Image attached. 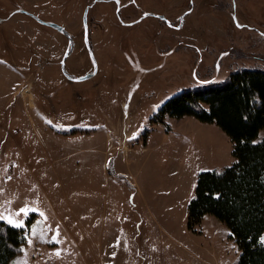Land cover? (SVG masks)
Instances as JSON below:
<instances>
[{
    "label": "rangeland",
    "instance_id": "374dc122",
    "mask_svg": "<svg viewBox=\"0 0 264 264\" xmlns=\"http://www.w3.org/2000/svg\"><path fill=\"white\" fill-rule=\"evenodd\" d=\"M93 1L0 0V61L12 69L0 66V214L23 227L0 222L16 229L32 222L10 264H236L238 248L222 223L205 215L195 232L187 228L198 175L234 162L228 136L214 123L159 122L157 114L186 88L242 68L264 71V0H135L137 8L121 10V24L112 2ZM86 7L96 73L78 81L90 70L82 43ZM18 9L72 38L66 66L75 82L63 81L56 61L68 47L64 35L13 14ZM14 82L22 86L7 97ZM36 112L73 135L51 134ZM108 127L119 144L106 151ZM107 156L109 174L137 179V197L123 178L114 176L124 188L107 181ZM110 191L135 204L121 223L122 254L120 232L104 226ZM21 209L27 214L16 215Z\"/></svg>",
    "mask_w": 264,
    "mask_h": 264
},
{
    "label": "trees",
    "instance_id": "16d2710c",
    "mask_svg": "<svg viewBox=\"0 0 264 264\" xmlns=\"http://www.w3.org/2000/svg\"><path fill=\"white\" fill-rule=\"evenodd\" d=\"M190 117L216 124L232 144L233 164L198 175L187 207V228L195 232L205 215L229 231L238 248L236 264H264V71L242 68L220 82L186 88L158 110L157 121ZM115 180L123 188V179ZM26 227L0 222V264H10L22 251Z\"/></svg>",
    "mask_w": 264,
    "mask_h": 264
},
{
    "label": "crops",
    "instance_id": "0c3cea01",
    "mask_svg": "<svg viewBox=\"0 0 264 264\" xmlns=\"http://www.w3.org/2000/svg\"><path fill=\"white\" fill-rule=\"evenodd\" d=\"M0 66H3L4 68H7V69L12 70L11 67L8 64H6L5 62H1L0 61ZM21 86L22 85H21L20 82H14L13 85H12V91L11 92L9 91L7 97L10 96V94H11V97H13L12 95L15 94V91L17 90V88L18 87H21ZM35 114L36 115H40V117H37V119L39 121H41V123L43 124V126L51 134H60L62 136H66L67 135L69 137L73 135L71 133L72 130L59 131L58 129H56L55 127H53L52 122H50V121L54 118V116H51L52 119H49L50 117H46V120H45L44 117L41 116L40 113L36 112ZM110 130L111 129L108 127V129L105 130V132H104L105 140L107 142L106 151H108L110 149H113V147L115 148V146H117L119 144L118 142H114V139L111 138V136H110ZM93 134L96 135L97 133H93ZM93 134L92 135H89L90 142H93V140H94ZM86 136L88 137V134ZM114 143H118V144L115 145ZM87 148L88 147H86L85 149H82V151H85V153H87V152H90V151L93 152L95 150L93 148L91 150L90 149H87ZM86 150H87V152H86ZM108 158H109V156H107L106 158L104 157L101 160L102 170L106 173V179H107V181L110 182L113 187H116V185H119V184H117L115 182L114 176L123 178L130 187H133V191H134L133 196L137 197V179H135V181H130L128 179V177L125 175V173H122L120 171L119 172H116V173L113 172L112 175H111V173L109 174V172H107V169L105 168L106 167V162H107ZM115 196H116L115 191H113V192L110 191V192H108V193H106V194L103 195L104 199H108L109 201L112 202L111 208L108 210V213L106 214V215H108V214H110V215L107 218L104 219V223H106L108 221L109 222L106 223V224H104V226H109L111 228V229H108V230H113V231H116V232H120L119 233V238H121V239L119 240V242H120V246H121L122 249L118 253H121L122 254V252L124 251V249H126V234L124 233V228L121 226V223L122 222H125V223L127 222V220H128V214L130 213V211H134L135 204H133L131 202H127L125 200H123V201L122 200H116V197ZM118 197H120V196H118ZM71 219L74 220V222L78 221V217L75 214H73V213H71ZM77 224H79V223H77ZM79 228L80 227L78 226V228H76L75 230H78ZM81 237H83L82 234H81ZM90 241H92V239L89 236H86L85 242L87 243V242H90ZM116 246H117V244H116ZM117 254H115L113 256V258L117 257ZM112 255H113V253H110L109 256L111 257ZM108 264H109V262H108Z\"/></svg>",
    "mask_w": 264,
    "mask_h": 264
},
{
    "label": "flooded vegetation",
    "instance_id": "af4514ba",
    "mask_svg": "<svg viewBox=\"0 0 264 264\" xmlns=\"http://www.w3.org/2000/svg\"><path fill=\"white\" fill-rule=\"evenodd\" d=\"M96 0H94L93 2H95ZM100 2H112L114 8H115V14L116 16L118 17V20L121 23L124 22V20L121 18V15H120V12L122 9L124 8H127L128 6H133L135 8H137V4H136V1L135 0H129L128 4H122V6L120 5L119 3V0H99ZM90 7H87V9L89 10ZM22 10V9H18V10H15L16 12L13 13V14H23V13H20L19 11ZM85 10V9H84ZM25 11V10H23ZM26 12V11H25ZM29 13V12H28ZM88 13V12H87ZM13 14H11L10 16H12ZM31 14V13H29ZM146 14V13H145ZM26 15L27 17H29L27 14H24ZM33 16H35L34 14H31ZM162 16V15H161ZM36 17V16H35ZM141 17V16H140ZM144 17V16H143ZM30 18V17H29ZM38 18V17H37ZM164 19H159L161 20L164 24L170 26L169 24V21L167 20V18H165L163 16ZM40 19V18H39ZM142 20V18L139 19V21L137 23H139L140 21ZM123 21V22H122ZM129 23L125 24V26L127 27H131L136 23V21H128ZM135 23V24H134ZM62 35H64V37L66 38L67 40V43H68V47L65 48L64 52L63 53H60V57L59 59H57V65H58V68H59V72L61 74V77L63 78V81L65 82H75L74 80L76 79V77H74V75L72 73L69 72V70L67 69V63H66V60L71 57V37L67 34V32L64 31V33H60ZM88 34H89V31H88ZM260 36L262 35L261 33H258ZM264 36V35H263ZM82 38H83V32H82ZM88 41H89V36H88ZM82 43H83V39H82ZM90 44V42H89ZM83 49L84 51L86 52L85 54L87 55V58L89 60V63H90V70H88L86 73L82 74L81 76H78V78H82V76H93L95 73H96V68L94 66V62H93V57L91 58V54H90V49L86 48L85 45H83ZM89 77V78H90ZM77 78V79H78ZM88 78V79H89ZM76 79V80H77ZM87 80V79H86ZM205 82H208V81H205Z\"/></svg>",
    "mask_w": 264,
    "mask_h": 264
},
{
    "label": "water",
    "instance_id": "95a60500",
    "mask_svg": "<svg viewBox=\"0 0 264 264\" xmlns=\"http://www.w3.org/2000/svg\"><path fill=\"white\" fill-rule=\"evenodd\" d=\"M20 13H23V14H27L32 20H34L35 22H37L38 24H41L43 26H47L49 28H52L53 30L57 31L58 33H64V28L53 23V22H46V21H43L31 14H29L28 12H25L23 10H20L19 11ZM87 12H88V9L87 7L85 8V10L83 11V15H82V28H83V44L85 45L86 48L89 49V41H88V25H87ZM146 17L147 16H150V17H155V18H159V19H164L163 16H160V15H155V14H152V13H147L145 15ZM92 58V56H91ZM90 76H84L82 78H78L77 80L78 81H83V80H86L88 79Z\"/></svg>",
    "mask_w": 264,
    "mask_h": 264
},
{
    "label": "snow or ice",
    "instance_id": "6c2138e0",
    "mask_svg": "<svg viewBox=\"0 0 264 264\" xmlns=\"http://www.w3.org/2000/svg\"><path fill=\"white\" fill-rule=\"evenodd\" d=\"M9 179H11V177H9ZM20 213L27 214V210L26 209H21L19 213H16V215H20ZM4 219H7V221L10 224H12V226H14V227H23V224L21 222L14 221L10 216L9 217H5L2 214H0V220H4ZM261 242L264 243V237L261 238ZM56 255L59 256L60 253L57 252Z\"/></svg>",
    "mask_w": 264,
    "mask_h": 264
},
{
    "label": "bare ground",
    "instance_id": "6f19581e",
    "mask_svg": "<svg viewBox=\"0 0 264 264\" xmlns=\"http://www.w3.org/2000/svg\"><path fill=\"white\" fill-rule=\"evenodd\" d=\"M137 5H139L138 2H137ZM140 23H142V21H141ZM138 25H139V24H138ZM138 25H135V26H138ZM68 59H70V57H69Z\"/></svg>",
    "mask_w": 264,
    "mask_h": 264
}]
</instances>
